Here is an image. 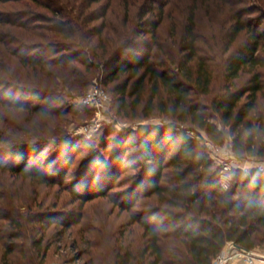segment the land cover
Instances as JSON below:
<instances>
[{
    "label": "rangeland",
    "instance_id": "374dc122",
    "mask_svg": "<svg viewBox=\"0 0 264 264\" xmlns=\"http://www.w3.org/2000/svg\"><path fill=\"white\" fill-rule=\"evenodd\" d=\"M260 2L0 0V100L17 99L25 105L23 109L15 110L0 103V124L8 120V129H11L12 122L24 124L23 121L30 116L39 119L36 112L25 108L26 105L51 102V108L70 112L63 125L68 132V140L65 143L53 140L44 149L40 170L54 177L55 184L35 183L17 178L8 171L0 174V212L11 214L17 221V226L0 241V264H124L129 256L139 257L145 243L144 229L132 219L139 214V217H144L149 205L154 206L157 201L154 196L149 199L143 197L149 187L148 182L138 189L140 161L128 156L119 161L118 151L129 143L135 148L145 127L173 125L178 132L192 127L175 121L170 115L171 106L166 103L167 95L162 89L159 90L160 96L154 97L150 104L152 86L149 83L141 89L139 101L137 94L132 93L127 94L125 103H122L121 94L114 91L115 84L128 82L130 90L143 69L132 79H129L130 71H127L109 84L103 80L106 73L92 70L88 84L78 91V85L66 87L61 78L55 84L53 78L44 73L35 77L34 70L20 64L18 55L35 54L41 48L58 50L61 47L57 46L63 44H70L71 50H81L73 43L75 40L66 39L63 34L73 31L77 37L82 36L88 28H97L105 18L107 27L102 36L113 42L110 46L119 47L123 42H129L137 52L136 58L143 60L149 53L150 63L157 70H173L181 63L186 64L188 51L183 46L192 37L196 56L206 58L213 66L220 62L229 42L227 34L233 22L232 13L246 12L244 19L257 20L264 16ZM88 15L97 19L85 25ZM192 15L195 21L193 36L186 34ZM154 23L157 28L152 32ZM242 40L240 35L228 54ZM248 77L245 73L239 85ZM16 78L20 85L15 82ZM94 84L109 91L111 102L105 111L99 112L81 104L82 96ZM219 86L220 82L214 94ZM33 88H39V93ZM161 99L166 104L160 102ZM217 123L226 132V138L224 143L216 144L228 150L232 146V137L219 120ZM199 131L204 143L211 140L204 130ZM190 134L194 135L192 131ZM130 153L128 151L126 155ZM214 161L220 171V161ZM0 162L6 166L15 163L16 168L23 166L22 161L15 162L12 155L6 157L1 153ZM34 162L32 157L28 168H35ZM86 188L94 190L90 197L85 193ZM156 217H151L150 222L156 224ZM1 242L12 243L15 248L8 263L3 260L5 248ZM259 248L264 249V245ZM256 251L264 256V250Z\"/></svg>",
    "mask_w": 264,
    "mask_h": 264
},
{
    "label": "trees",
    "instance_id": "16d2710c",
    "mask_svg": "<svg viewBox=\"0 0 264 264\" xmlns=\"http://www.w3.org/2000/svg\"><path fill=\"white\" fill-rule=\"evenodd\" d=\"M260 3L264 9V0ZM245 13H232L233 22L227 34L229 42L220 62L213 66L206 58L196 56L192 37L183 46L188 51L186 64L181 63L173 70H157L150 63V54L138 60L129 42L112 48L113 42L102 36L107 27L105 18L97 28H88L82 36L77 37L73 31L63 34L64 38L75 40L73 43L81 50H71L70 44H63L57 46L61 47L58 50L41 48L35 54L18 55L20 64L34 70L35 77L44 73L52 77L55 84L61 78L66 87L78 85V91L88 84L92 70L106 73L103 80L109 84L127 71L132 79L143 69L130 90L128 82L115 84L114 91L121 94L122 103L126 95L132 93L137 94L139 101L141 89L149 83L152 86L150 104L162 89L167 95L166 103L171 106L170 115L175 121L192 126L179 132L173 125L145 127L142 137L138 135L141 139L135 148L129 143L118 151L119 161L127 156L140 161L138 189L148 182L143 197L154 196L157 201L156 205H149L144 217L139 214L132 219L143 227L145 243L140 256H129L124 264H214L231 242L250 250L264 245V173L257 168L248 172L238 169L233 172L229 187H222L218 167L199 131L204 130L215 143H224L226 132L219 127V120L232 137L231 148L236 157L264 160V16L257 20L244 19ZM95 19L88 15L84 23L87 25ZM188 23L186 34L193 36V15ZM156 28L154 23L152 32ZM240 35L243 40L228 54ZM245 73L249 77L239 85ZM15 82L20 85L19 79ZM219 82L220 88L214 94ZM160 102L165 103L162 99ZM0 103L15 110L25 106L17 99L0 100ZM51 107V102L26 105L25 108L36 112L39 119L30 116L23 121L25 125L12 122L8 129L10 122H1L0 153L6 157L12 155L15 162L23 163L16 168L15 163L6 166L0 162L1 175L8 171L35 183L55 184L54 177L40 170L44 149L53 140L55 143L68 140L63 125L70 112ZM128 151L130 155H126ZM32 157L35 168H28ZM99 189L102 193V185ZM93 191L86 188L85 193L90 197ZM156 215L154 224L150 219ZM15 226L17 221L11 214L0 212V241ZM1 245L5 248L3 260L8 263L15 248L12 243L1 242Z\"/></svg>",
    "mask_w": 264,
    "mask_h": 264
},
{
    "label": "built area",
    "instance_id": "2783aa9c",
    "mask_svg": "<svg viewBox=\"0 0 264 264\" xmlns=\"http://www.w3.org/2000/svg\"><path fill=\"white\" fill-rule=\"evenodd\" d=\"M111 102V96L104 86L99 84L92 85L82 96L81 104L83 106H88L98 110L99 112L105 111ZM207 147L212 151V156L216 155L214 159L220 161V171H219V179L220 184L224 188H228L232 178L233 172L235 170H243L248 172L251 170L250 167L246 165V161L248 162L250 159L253 161H257L256 167L259 171H264V162L258 161L255 158L245 157L238 158L234 154L232 148L230 147L228 150L222 149L218 146L213 140H209L205 142ZM231 243H229L228 249L231 247ZM227 249V250H228ZM233 248L232 250H234ZM224 250L214 261V264H228L232 258L234 257L232 251L228 252ZM236 250V249H235ZM237 251V256L242 258L245 264H264V256H260L258 253L253 251L252 254H246L243 252Z\"/></svg>",
    "mask_w": 264,
    "mask_h": 264
},
{
    "label": "crops",
    "instance_id": "0c3cea01",
    "mask_svg": "<svg viewBox=\"0 0 264 264\" xmlns=\"http://www.w3.org/2000/svg\"><path fill=\"white\" fill-rule=\"evenodd\" d=\"M245 163L248 167H250L251 169H254L256 167L257 161H253L250 159L248 162L246 161ZM256 250H264V249L259 248V247L256 248L255 253L256 252L258 253V251H256ZM232 253H233L234 257L232 258V260L228 264H245L244 260L242 258H240L239 256H237V254H236L237 251L235 249L232 250Z\"/></svg>",
    "mask_w": 264,
    "mask_h": 264
},
{
    "label": "water",
    "instance_id": "95a60500",
    "mask_svg": "<svg viewBox=\"0 0 264 264\" xmlns=\"http://www.w3.org/2000/svg\"><path fill=\"white\" fill-rule=\"evenodd\" d=\"M233 248H235L236 250H238L240 252L246 253V254H252L253 253L252 250L247 249V248H245L243 246H240V245H238V244H236L234 242H232L231 247L227 251L231 252Z\"/></svg>",
    "mask_w": 264,
    "mask_h": 264
}]
</instances>
